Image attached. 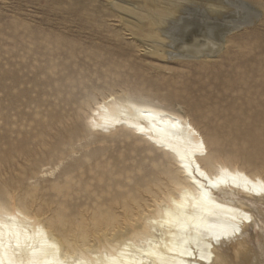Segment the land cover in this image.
I'll return each mask as SVG.
<instances>
[{
	"label": "rangeland",
	"instance_id": "1",
	"mask_svg": "<svg viewBox=\"0 0 264 264\" xmlns=\"http://www.w3.org/2000/svg\"><path fill=\"white\" fill-rule=\"evenodd\" d=\"M235 1L0 0V178L17 192L37 182L41 195L53 196L50 179L38 172L54 166L49 152L65 142L67 149L77 146L76 157L100 149L109 178L122 182L116 174L146 155L142 146L98 136L88 146L68 134L89 88L112 80L201 118L225 150L232 145L226 134L261 127L251 120L264 113V0H243L259 18L240 29L230 24L241 20ZM207 38L216 40L217 58L193 59L188 49ZM80 122L75 128L83 135Z\"/></svg>",
	"mask_w": 264,
	"mask_h": 264
},
{
	"label": "bare ground",
	"instance_id": "2",
	"mask_svg": "<svg viewBox=\"0 0 264 264\" xmlns=\"http://www.w3.org/2000/svg\"><path fill=\"white\" fill-rule=\"evenodd\" d=\"M233 3L241 20L230 23L232 27L240 29L257 22L259 13L248 3ZM205 35L213 36L212 31ZM208 38L203 44L190 46L193 59L217 58L216 40ZM112 81L106 87L89 88L76 114L83 135L77 132L74 120L69 139L86 141L89 146L93 136L117 141L123 137L124 141L133 140L136 147L142 146L146 155L133 166L119 169L116 175L123 177L121 182L109 178L111 173L99 162L103 156L98 153L100 149L84 150L76 157L77 146L67 149V143L62 142V147L49 152L51 160H57L54 166L47 163L38 172L40 178L50 179L48 190L53 196L41 195L37 182L17 192L9 181L0 178L3 264H30L33 260L36 264H264V194L256 191L264 181V113L251 120L260 122L261 127L249 124L243 131L226 134L232 145L225 150L221 136L206 133L200 126L197 121L201 118L196 121L194 116L174 110L167 101L142 93L128 81ZM189 124L199 135H192ZM200 140L208 146L207 156L197 150ZM117 158L122 163L127 161L123 155ZM189 163L193 171L200 164L214 177L221 175V166L228 169L219 186L210 189L212 201L201 208H194L191 201L184 208L173 203L180 202L183 190L189 195L197 191L198 184L182 167ZM195 180L207 183L198 174ZM229 209L248 213L252 219L227 221ZM181 213L197 216L209 234L218 230L215 225L225 222L238 224L240 231L219 244L213 242L209 249L206 239L197 244L194 229L185 233L168 223ZM17 239L20 248L15 247ZM173 248L176 250L171 251ZM185 249L192 255L179 254Z\"/></svg>",
	"mask_w": 264,
	"mask_h": 264
},
{
	"label": "snow or ice",
	"instance_id": "3",
	"mask_svg": "<svg viewBox=\"0 0 264 264\" xmlns=\"http://www.w3.org/2000/svg\"><path fill=\"white\" fill-rule=\"evenodd\" d=\"M179 121H177L178 123ZM189 131L192 133V135L196 136L199 135V133L192 128L191 124L188 125ZM197 150L201 152L202 155L207 156L209 154V149L207 144L204 140H200L197 145ZM182 167L188 172V175L190 178L193 179V182L198 184V188L196 192H193L191 195L188 194L187 190H183L181 193V200L179 203L176 201H173V203L176 204L178 208H184L186 204L191 201V204L194 208H201L206 206L212 201L211 197V188L218 187L219 184L222 182L223 174L228 171L227 168L221 166L220 168V176H215L212 173H209L207 171H204L201 169L200 164H196L194 171L192 170L191 163L184 164ZM199 175L202 177L207 183H200L199 181L195 180V175ZM226 182V181H223ZM260 187L256 189L257 194H264V181L259 182ZM230 215L226 217L227 221H250L252 217L248 213H239L238 209H229L228 210ZM239 213V214H237ZM155 223V221H154ZM168 223H174L179 228L182 229L183 232L188 233L190 229H194L196 232V242L199 243L200 240L206 239V247L211 248L213 245V242L216 244H219L221 239H229L235 234H237L240 229L238 227V224L228 223L225 222L220 225H215L214 228L218 230H213L211 234H209L208 227L204 224L202 220H200L197 216L192 215L188 216L183 213L174 216L171 220L168 221ZM185 242H187V238H183ZM16 248H20V242L17 239V243L15 245ZM171 251H175L176 249H170ZM3 252V244H2V233H0V254ZM180 255H192V252L185 249L179 253ZM201 258L203 259V254H201ZM0 264H3V260L0 259ZM9 264H13L12 261H9ZM30 264H36V262L30 261Z\"/></svg>",
	"mask_w": 264,
	"mask_h": 264
},
{
	"label": "water",
	"instance_id": "4",
	"mask_svg": "<svg viewBox=\"0 0 264 264\" xmlns=\"http://www.w3.org/2000/svg\"><path fill=\"white\" fill-rule=\"evenodd\" d=\"M199 59V58H198Z\"/></svg>",
	"mask_w": 264,
	"mask_h": 264
}]
</instances>
